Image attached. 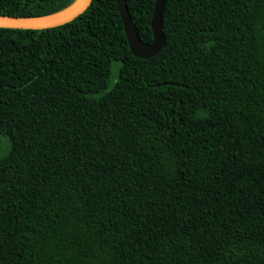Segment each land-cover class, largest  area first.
<instances>
[{
    "label": "trees",
    "instance_id": "trees-1",
    "mask_svg": "<svg viewBox=\"0 0 264 264\" xmlns=\"http://www.w3.org/2000/svg\"><path fill=\"white\" fill-rule=\"evenodd\" d=\"M75 0H0L47 15ZM152 41L155 0H125ZM115 0L0 26V264H264V0Z\"/></svg>",
    "mask_w": 264,
    "mask_h": 264
},
{
    "label": "water",
    "instance_id": "water-1",
    "mask_svg": "<svg viewBox=\"0 0 264 264\" xmlns=\"http://www.w3.org/2000/svg\"><path fill=\"white\" fill-rule=\"evenodd\" d=\"M90 0H75L72 4L57 12L39 16H11L0 13V26L17 28H48L61 25L72 20L85 10ZM121 18L124 33L130 51L139 58H149L157 54L165 44V35L162 31V16L165 0H155L151 16L150 27L152 41L144 42L138 36L133 20L128 11L125 0H115Z\"/></svg>",
    "mask_w": 264,
    "mask_h": 264
}]
</instances>
